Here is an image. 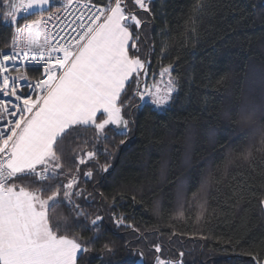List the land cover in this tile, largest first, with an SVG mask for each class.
Returning a JSON list of instances; mask_svg holds the SVG:
<instances>
[{
  "label": "trees",
  "instance_id": "1",
  "mask_svg": "<svg viewBox=\"0 0 264 264\" xmlns=\"http://www.w3.org/2000/svg\"><path fill=\"white\" fill-rule=\"evenodd\" d=\"M147 2L148 12L133 9L143 21L134 29L137 54L151 60L156 76L172 65L178 92L171 106L137 109L132 78L121 99L133 131L125 136L109 125L105 139L81 127L60 144L61 174L25 183L55 188L76 176L71 191L81 195L56 212L69 225L58 235L88 248L77 264H156V256L182 264H255L249 253L264 259V151H257L264 149V0H202L198 16L201 0ZM64 3L52 2L51 11ZM37 18L20 16L18 24ZM14 28L0 20V49L11 44ZM248 148L252 158H238ZM241 187L243 199L234 194Z\"/></svg>",
  "mask_w": 264,
  "mask_h": 264
},
{
  "label": "snow or ice",
  "instance_id": "2",
  "mask_svg": "<svg viewBox=\"0 0 264 264\" xmlns=\"http://www.w3.org/2000/svg\"><path fill=\"white\" fill-rule=\"evenodd\" d=\"M73 2L65 0L64 4L55 6L67 11ZM53 6L52 0H0V7L5 9L4 19L15 25L11 44L5 45L11 54L0 49V94L22 101V106L12 105L14 110L0 103V118L4 113L14 118L6 122L9 125L6 130H0V264H77L78 254L87 252L88 248L75 236L58 235L61 227L67 229L69 225L67 218L56 212L59 205L74 204L72 197L81 195L71 191L77 186L76 176L55 188L33 189L29 184L52 180L61 174L60 144L81 127L94 128L100 137L104 136L106 126L113 125L120 130L119 134L127 135L129 120L124 118L125 104L121 98L132 78L135 77L137 84L134 95L144 106L162 108L177 90L171 64L161 68L159 81L140 88L139 77L147 74L146 61L137 54L139 35L134 29L141 28L143 21L140 12L133 9L148 12L147 0H108L89 17L86 27L80 25L83 31L77 37L67 44L55 45L49 42L46 27L50 20L60 17L57 13L47 18L43 15ZM203 7L201 0L195 7L197 16ZM29 15L40 18L18 24L19 16ZM192 22L195 25V17ZM192 31L195 32V27ZM9 64L13 66L11 71L20 73L18 76L8 75ZM31 64L39 65L37 70H41L42 78L34 83L21 71V68L31 71L28 68ZM18 80L32 94L18 92ZM141 106L138 103L136 108ZM99 117L106 118L98 122ZM261 144L264 145V140ZM83 155L92 160L96 152L87 151ZM237 156L249 161L252 149L241 151ZM78 162L86 163L83 157ZM102 170L106 172L107 167ZM85 175L91 177L92 173ZM246 191L241 187L234 194L243 199ZM259 203L264 211V198ZM177 215L184 214L181 211ZM100 219L96 217L92 224L96 225ZM104 248L109 246L105 244ZM155 252H161L159 245L155 246ZM248 255L255 264H264L258 253ZM155 261L156 264H182L160 256Z\"/></svg>",
  "mask_w": 264,
  "mask_h": 264
},
{
  "label": "built area",
  "instance_id": "3",
  "mask_svg": "<svg viewBox=\"0 0 264 264\" xmlns=\"http://www.w3.org/2000/svg\"><path fill=\"white\" fill-rule=\"evenodd\" d=\"M85 5H87V7H85ZM103 6L104 5L90 0H74L73 4L67 8V11H65L63 7H59L55 10H52L44 14L45 18H47L49 15H52V13H57L60 17L59 19L53 18L47 24L46 31L49 35V42L54 45L57 42L61 44L69 43L70 41H72L73 37H77L78 33H81L83 31L80 25L83 24L86 27L88 23H90L89 17L92 16L94 12H96L98 7H103ZM81 17H83V19H81ZM31 21L25 22L24 24L30 23ZM3 50L9 51L7 48H4ZM9 54H11L10 51ZM55 55H62V54L56 53ZM0 59H2V57H0ZM8 67L10 69L8 75L18 76L20 74L18 72L11 71V68L13 67L11 64H9ZM17 67H19V65H17ZM28 68H30L33 71L39 72L38 76H29L27 74V71L21 68V71H23L24 74L27 75L28 79L31 82L34 83L36 79L42 78L41 70H37L39 69V65L31 64L28 65ZM16 87L18 92H22L24 95L32 94L31 89H29L26 85H24L22 81L18 80L16 83ZM0 103H5L10 110H14L12 109L13 104L22 106V101H17L15 97L5 96L3 94H0ZM12 119L14 118L9 116L7 113H4L3 117L0 118V130H6L9 127L8 123L6 122L11 121Z\"/></svg>",
  "mask_w": 264,
  "mask_h": 264
},
{
  "label": "rangeland",
  "instance_id": "4",
  "mask_svg": "<svg viewBox=\"0 0 264 264\" xmlns=\"http://www.w3.org/2000/svg\"><path fill=\"white\" fill-rule=\"evenodd\" d=\"M63 2H65V0H62ZM4 11H5V9L3 8V9H0V20L3 18V20L4 21H6L5 19H4V15H3V13H4ZM6 22H8V21H6ZM140 56V55H139ZM142 60H145V59H143V58H141ZM146 61V72H147V74L146 75H141V78H142V83L140 84L141 85V89L143 88V86H144V84H152L154 81H159L160 79H161V77H160V75H158V76H156V74H152V72L150 71V69H149V66H150V59L148 60H145ZM167 67V66H166ZM159 74H160V72H159ZM173 75V74H172ZM164 79L166 80L167 79V76H165L164 77ZM177 92H178V83H177V90L173 93V95H172V99H171V101L166 105V106H164V107H162V108H156L155 106H153V105H151V106H153L155 109H157V110H163V109H165V108H167V107H169V106H171V104H172V102H173V100L175 99V96H176V94H177ZM142 106H143V102H139ZM141 106V107H142ZM141 107H140V109H141ZM106 117H103L102 119H105ZM127 119V118H126ZM132 121L131 120H129V127H128V130H127V132H129L130 130H132L133 131V125H132ZM111 126H113V125H111ZM113 127H115V126H113ZM116 128V127H115ZM118 129V128H117ZM119 130V129H118ZM120 131V130H119Z\"/></svg>",
  "mask_w": 264,
  "mask_h": 264
},
{
  "label": "crops",
  "instance_id": "5",
  "mask_svg": "<svg viewBox=\"0 0 264 264\" xmlns=\"http://www.w3.org/2000/svg\"><path fill=\"white\" fill-rule=\"evenodd\" d=\"M54 1H56V0H52V2H54ZM124 118H125V116H124ZM102 119V118H101ZM126 119V118H125ZM99 120H100V118H99ZM99 120H98V122H99Z\"/></svg>",
  "mask_w": 264,
  "mask_h": 264
},
{
  "label": "water",
  "instance_id": "6",
  "mask_svg": "<svg viewBox=\"0 0 264 264\" xmlns=\"http://www.w3.org/2000/svg\"><path fill=\"white\" fill-rule=\"evenodd\" d=\"M140 87H141V85H140Z\"/></svg>",
  "mask_w": 264,
  "mask_h": 264
}]
</instances>
